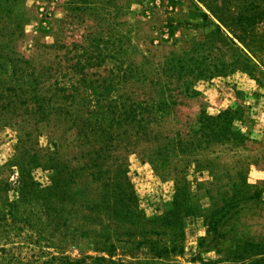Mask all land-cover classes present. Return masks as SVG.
<instances>
[{
  "label": "rangeland",
  "instance_id": "1",
  "mask_svg": "<svg viewBox=\"0 0 264 264\" xmlns=\"http://www.w3.org/2000/svg\"><path fill=\"white\" fill-rule=\"evenodd\" d=\"M68 1L0 0V181L9 183L8 197H16L18 169L7 164L15 154L19 127H26L24 119L33 127L37 126L29 113L21 111L17 101L10 107H3L8 95L21 97L18 85L22 81L21 73L35 71L42 79L62 80L69 86L78 77L73 71L76 62L88 66V72L102 73L104 68L140 63L143 61L141 55L161 60L168 51L187 47L189 40L201 33V28L195 24L200 21L194 9L198 5L220 30L219 36L215 34L212 41V64H219L222 59L231 61V57L238 54L240 66L195 81L198 94L180 95V104L154 128L159 135H172L170 132L179 129L186 132L201 110L215 115L226 108L240 107L242 116L234 121V127L246 138L239 143L201 146L196 150V155L205 157L216 171L218 179L205 161L200 165L189 162L186 167L185 177L196 208L194 214L183 218L182 227L171 229L172 233H181L182 253L158 258L145 246L132 248L127 245L117 247L112 258L133 264H228L226 260L231 259V247L235 244L239 246L237 251H243L247 257L253 253L247 241H260L259 252L263 253L255 255L263 259H258L261 261L256 264H264V0H201L212 10L200 0H84L83 3L74 0V6L78 5L75 8L68 6ZM247 17L251 25L247 24ZM243 28L253 34L250 50L234 36L243 35ZM224 35L246 51L250 64L246 66L242 52L234 49L231 43L221 41ZM6 85L13 86L12 91L6 90ZM136 86L144 89L136 94L139 97L150 91L141 84ZM51 123L38 124L36 148L41 151L53 146L47 134ZM139 148L127 155V175L139 208L148 217L160 216L173 199L174 170L166 168L162 172L159 170L162 175L159 174ZM125 153L121 150V154ZM33 158L31 153L28 162L32 177L38 185L49 184L48 170L41 167V158ZM185 161L180 156L178 162L173 160L171 165L176 164L182 170ZM239 169H245L241 173L252 186L242 188L237 197L253 190H258L260 196L252 205L246 204L236 210L221 228L222 236L215 244L210 240L212 235L205 215L233 193L230 181L236 179ZM9 221L0 217V264H5L8 257L18 258L22 264L27 261L39 264L33 261H43L54 251L42 236L34 235L22 221L17 219L14 228L7 227ZM168 231L164 228L151 237L159 244L167 243L173 238ZM201 238L204 239L202 246ZM62 241L60 251L72 259L108 257L105 252L95 251L86 238L76 241L62 238Z\"/></svg>",
  "mask_w": 264,
  "mask_h": 264
},
{
  "label": "trees",
  "instance_id": "2",
  "mask_svg": "<svg viewBox=\"0 0 264 264\" xmlns=\"http://www.w3.org/2000/svg\"><path fill=\"white\" fill-rule=\"evenodd\" d=\"M67 5L78 6H74V0H69ZM194 9L199 14L200 21L195 24L201 28V33L192 37L187 47L172 49L161 60L141 55L143 61L140 63L104 68L102 73L88 72V66L76 62L73 71L78 77L69 86L62 80L42 79L35 71L21 73L22 81L18 83L21 97L19 94L8 95L3 107H10L17 101L21 111L29 113L37 126L33 127L24 119L26 127H19L15 154L7 164L18 169L16 197L10 199L9 183L0 181V217L10 219L7 222L10 228H14V222L19 219L54 249L45 260L33 263L133 264L112 258L117 247L127 245L132 248L145 246L158 258L182 253L181 233H172L171 229L182 227L183 218L194 214L196 208L185 177L186 167L192 162L200 165L205 161V157L196 155L201 146L239 143L246 138L234 127V121L242 116L240 107L226 108L215 115L201 110L186 132L179 129L170 132L172 135H159L154 128L180 104V95L198 94L195 81L240 66L238 54H234L231 61L222 59L219 64H212V41L215 34L219 36V26L198 5ZM245 19L251 25L248 17ZM231 22L235 23V20ZM242 30L243 35H234V32L233 35L250 50L253 34L246 28ZM223 40L242 52L246 66L250 64L246 51L236 46L232 38L224 35ZM134 49L137 50L136 46ZM139 84L150 89L145 91L144 97L136 95L139 90H144L136 86ZM5 87L12 91L13 86ZM41 122L52 125L47 134L53 146L44 151L36 148ZM137 148L158 172L166 168L174 170V195L163 215L148 217L138 206L125 166L128 153ZM121 150L126 153L121 154ZM31 153L35 157L33 160L41 158V167L48 170L49 184L38 185L32 177L28 162ZM180 156L187 160L182 170L176 164L171 165L173 160L178 162ZM205 164L218 179L211 165L207 161ZM244 170L239 169L236 179L230 181L233 193L205 215L212 235L210 240L215 244L222 236L221 228L236 210L246 204L252 205L260 196L258 190H253L237 197L242 188L252 186L242 175ZM164 228L169 229L173 238L159 244L151 236L160 234ZM62 238L70 241L86 238L95 251L105 252L108 257L96 255L72 259L60 251ZM202 241L203 238L201 246ZM247 243L253 248L252 256L246 257L243 251H237V243L231 247V259L226 260L228 264H256L263 259L256 257L263 253L259 252L261 242ZM4 262L22 264L14 257H8Z\"/></svg>",
  "mask_w": 264,
  "mask_h": 264
}]
</instances>
